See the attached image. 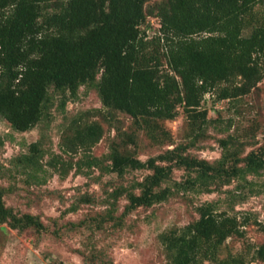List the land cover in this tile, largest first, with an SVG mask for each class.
Segmentation results:
<instances>
[{
  "label": "trees",
  "instance_id": "1",
  "mask_svg": "<svg viewBox=\"0 0 264 264\" xmlns=\"http://www.w3.org/2000/svg\"><path fill=\"white\" fill-rule=\"evenodd\" d=\"M152 15L160 26L150 36ZM263 79L264 0H0V118L12 129L31 130L46 117L51 88L73 97L82 86L94 87L112 117L118 111L132 119L128 129H118L104 157L92 152L104 136L102 122L76 119L61 147L68 153L83 150L84 155L68 168L55 155L49 167L62 176L75 168L90 177L99 168L121 178L148 170L141 180L109 193L128 201L121 218L175 194L211 193L234 185L226 190L227 209H220L218 201H204L197 218L160 234L170 264L264 261V242L253 246L245 239L251 213H230L236 203L259 192L254 177L264 175V144L246 152L254 143L229 133L219 139L222 153L213 162L190 152L214 121L203 107L205 96L238 100ZM180 113L188 122L187 139L174 143L164 123ZM141 132L155 144L175 146L144 160L131 149ZM45 154L35 141L12 164L40 183L48 173ZM176 169L185 172L183 179L174 178ZM6 192L0 182V224L18 231L45 228L39 215L8 205ZM92 201L81 196V202ZM107 214L93 221L102 227L115 218L112 211ZM254 223L262 226L257 218ZM232 237L244 240L241 251H224Z\"/></svg>",
  "mask_w": 264,
  "mask_h": 264
},
{
  "label": "rangeland",
  "instance_id": "2",
  "mask_svg": "<svg viewBox=\"0 0 264 264\" xmlns=\"http://www.w3.org/2000/svg\"><path fill=\"white\" fill-rule=\"evenodd\" d=\"M148 20L152 28L147 33L152 36L160 23L153 15ZM50 93L52 101L48 113L33 129L18 132L0 118V182L7 190L6 203L21 212L39 215L45 225L41 231L35 228L18 231L7 224H0V264H170L160 241L162 232L184 226L197 218V207L204 201H218L220 209L228 208L226 190L234 185L211 193L175 194L167 201L139 207L121 218L128 201L125 196L117 200L110 198L109 193L130 185L134 180H141L148 170L131 171L121 178L117 173H102L99 168H94L89 177L76 173L72 168L62 176L48 163L53 156L60 155L59 161L65 160L68 168L71 162L84 155L83 150L68 153L61 147L65 132L76 119L102 122L104 136L92 149L93 154L99 157L109 152L118 129H128L132 119L118 111L113 112L112 117L94 87L82 86L73 97L53 88ZM203 107L208 109L209 117L214 121L204 140L190 150L193 155L215 161L222 153L219 139L229 133L254 143L247 147L246 152L264 144V79L255 90L238 100H217L214 95L207 94ZM187 123L183 113L165 121L174 143L187 139ZM35 141H40L46 152L43 163L48 173L40 183L19 172L12 164V159ZM173 146L175 144H155L141 132L138 145L131 149L145 160ZM173 176L181 180L185 172L176 169ZM254 180L259 184V192L251 194L242 203H236L235 211L230 212L239 217L251 213L245 239L253 246L264 242V175L254 177ZM82 195H89L93 201L81 202ZM73 207H77L76 210ZM109 211L115 218L106 221L102 227L97 226L93 218L99 220L108 216ZM256 218L262 226L254 223ZM83 219L89 223L73 226L72 223ZM224 246L225 252L236 253L243 249L244 240L232 237ZM92 257L95 259L90 260ZM249 264H264V261Z\"/></svg>",
  "mask_w": 264,
  "mask_h": 264
}]
</instances>
